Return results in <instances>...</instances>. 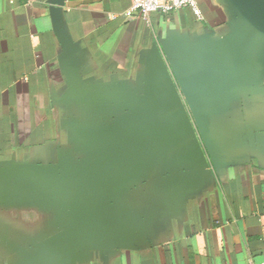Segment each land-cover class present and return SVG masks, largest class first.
I'll return each instance as SVG.
<instances>
[{
    "label": "crops",
    "instance_id": "1",
    "mask_svg": "<svg viewBox=\"0 0 264 264\" xmlns=\"http://www.w3.org/2000/svg\"><path fill=\"white\" fill-rule=\"evenodd\" d=\"M56 1L0 0V264L264 262V34Z\"/></svg>",
    "mask_w": 264,
    "mask_h": 264
},
{
    "label": "water",
    "instance_id": "2",
    "mask_svg": "<svg viewBox=\"0 0 264 264\" xmlns=\"http://www.w3.org/2000/svg\"><path fill=\"white\" fill-rule=\"evenodd\" d=\"M230 3L244 16L246 17L256 28V31L251 38L246 42L244 46V52L250 42L255 39L258 35L264 34V0H229ZM61 7L62 0L55 2ZM59 7V8H60ZM197 106L196 112L202 132H204L205 139L211 140L210 137V125L208 116L206 114V107L202 96L195 102ZM211 154H213L210 148Z\"/></svg>",
    "mask_w": 264,
    "mask_h": 264
},
{
    "label": "built area",
    "instance_id": "3",
    "mask_svg": "<svg viewBox=\"0 0 264 264\" xmlns=\"http://www.w3.org/2000/svg\"><path fill=\"white\" fill-rule=\"evenodd\" d=\"M182 7H190L197 18H203L196 0H133L131 6L142 18H147L153 12L168 13Z\"/></svg>",
    "mask_w": 264,
    "mask_h": 264
}]
</instances>
